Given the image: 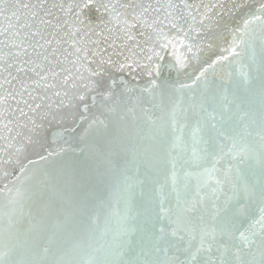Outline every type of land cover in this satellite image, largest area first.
Wrapping results in <instances>:
<instances>
[{
	"label": "snow or ice",
	"instance_id": "6c2138e0",
	"mask_svg": "<svg viewBox=\"0 0 264 264\" xmlns=\"http://www.w3.org/2000/svg\"><path fill=\"white\" fill-rule=\"evenodd\" d=\"M232 3L235 10L245 7L244 0H232ZM218 8L223 9L220 0L210 5L202 2L190 4L187 0H54L51 5L48 0H0V141L7 139L6 145L0 144V175L7 177L9 173L4 171V166L14 163L18 166V172L13 169V183L21 185L15 188V195L9 201L12 208L7 214L6 225L5 213L0 211V264H140L139 261L124 259L123 250L115 252L112 259L79 258L84 249L85 237L75 235L71 219L74 211L83 209H74L70 204L65 207L67 201L63 197L60 208H55L53 200L58 189L53 188L51 196L46 200L43 199V193L40 194L42 202L38 205L36 216L31 208L25 213L23 185L30 179L29 166L36 163L28 160L26 153L31 148L42 161L62 155L65 148L60 146V141L66 133L75 131V128H65L64 123L71 118V122L76 124L75 113L61 112L65 107L63 99L53 110L51 103H36L38 99L44 100L47 97L35 93L40 89L47 91L62 86L65 89L63 96L68 98L67 107L74 108L72 100H78L83 103L84 112H88V93H96L91 97L92 105L95 106L97 96L104 101L110 100L117 95L116 89L120 85H124V92L133 90L123 76L119 83L115 79V73L125 71L130 74L138 71L149 77L148 87L141 89L142 92L154 93L157 89L163 91L169 88L180 91L202 85L207 93L210 87L209 73L223 80L225 77L221 76L217 68L225 62H231L229 57L236 59L245 54L243 36L238 38L234 33L241 31L247 35L253 23H259L264 33V0H261L257 9L259 16L249 11L245 13L247 18L243 19V28L230 30L233 32L232 40L229 48L224 49L228 55L216 56L211 62L206 61L194 78L189 77L190 84L161 79L165 67L161 62L169 49L175 63L168 67H174L178 72L190 65L188 55L180 49H185L193 60L199 61L200 52L205 47L201 34L213 25L221 27L223 12L217 13L215 10ZM223 28L229 30L228 24L224 23ZM106 32L108 35H105ZM94 36L102 40L92 39ZM208 39L211 40V37ZM101 42L105 47H99ZM4 47L10 49L7 56L3 52ZM212 47L211 43L207 44V48ZM252 59L255 60L254 49ZM13 70L16 75H13ZM260 70L264 72V39L260 50ZM226 76L230 78L231 73ZM5 85L8 91H5ZM69 87L75 90V95L70 98L67 91ZM61 94V91L53 93L56 97ZM260 97L258 151L243 137L238 142L234 136H227L223 132L218 133L223 137L219 143L211 137L202 140L204 147L199 154L193 148V156L198 160L205 163L211 161V167L203 170L207 176L204 185L214 180L215 186L211 187L213 195L223 192L225 187L230 188L231 195L227 196L222 207L213 201L210 226L204 223L202 214L188 218V224L192 225L190 232L195 233L197 225L200 231L199 246L194 253H190L191 264H216L212 256L213 249L220 255L219 264H264V82L261 84ZM212 100L214 97L204 96L199 106L203 114L200 120L205 115L215 120L214 111L209 112L206 107ZM9 101L14 102L16 107L9 106L8 111L13 116L19 112L15 124L12 119L4 122L5 104ZM107 111L114 113L116 109L111 107ZM79 119L84 121L87 117L81 115ZM200 120H197V127L193 131L194 137L202 132ZM45 122L57 124L58 130L52 131L51 139L45 130ZM94 127L107 129L108 124L100 117H93L84 129L85 135ZM210 127L215 129V123ZM4 129H7V138ZM21 129H26L27 135ZM14 131L15 136L12 135ZM112 139L122 146L126 154L130 153L135 161L140 155V145L145 137L139 131L132 133L127 127L117 124ZM224 141L231 143L226 145ZM5 155L7 160L4 159ZM225 157H231L227 167L217 168ZM24 160H27V164ZM253 165H258L260 169L258 196L255 185L249 182L244 173L245 168ZM8 191L12 195L13 189L9 188ZM197 196L199 198L192 205L185 202L186 206L180 211L195 212L197 206L205 200L204 196L199 195V189ZM179 205L178 198V209ZM161 211H166L163 204ZM53 215L56 219L51 224L52 234L47 236V244L41 249L39 241L48 231L47 219ZM61 215L63 220L60 219ZM25 216L28 217V227L22 233L20 224ZM177 220H180L179 213ZM169 222H172L170 216ZM56 230L64 233L65 239L57 245L55 251H51V245L56 240ZM159 233V240L162 241L165 235L163 226L159 228ZM21 235L31 237V240L21 241ZM172 235H176L175 228ZM192 239H196L195 235H192ZM156 251L160 252L161 249L157 247ZM202 252L209 254L206 261L197 259V254Z\"/></svg>",
	"mask_w": 264,
	"mask_h": 264
},
{
	"label": "water",
	"instance_id": "95a60500",
	"mask_svg": "<svg viewBox=\"0 0 264 264\" xmlns=\"http://www.w3.org/2000/svg\"><path fill=\"white\" fill-rule=\"evenodd\" d=\"M53 2L54 0H48L49 5ZM201 2L210 5L217 0H187L190 4ZM260 2L261 0H244L245 7L242 10H235L232 0H220L223 9L218 8L215 11L223 12L221 27L213 25L210 30L201 34L205 47L200 52L199 61L193 60L185 49H180L188 55L190 65L178 72L176 68L168 67L169 64L175 63L169 49L164 61L161 62L165 65L161 79H168L169 82L178 84H190L189 77L194 78L206 61L211 62L216 56L228 55L224 49L229 48L232 40L233 32L230 30L242 29L243 19L247 18L245 13L249 11L259 16L257 9L260 7ZM224 23L228 24L229 30H224ZM234 34L238 38L243 36L245 54L236 59L229 57L231 62H225L217 68L221 76L225 77L223 80L209 73L210 87L207 93L204 92L202 85L180 91L169 88L163 91L157 89L154 93L142 92L141 89L148 87L149 77L141 75L138 71L131 74L125 71L115 73V79L119 83L120 77L123 76L133 90L124 92V85H120L116 89L117 95L110 100L104 101L97 96L95 106L92 105L91 97L96 93H88L86 103L89 105V111L84 112L83 103L78 100H72L74 108L67 107L68 98L63 96L65 89L62 86L47 91L38 90L35 94L47 99H38L36 103L44 105L51 103L55 110V106L63 99L65 107L61 112L75 113L76 124L71 122V118L64 123L65 128H75V131L66 133L60 141V146L65 148L62 155L42 161L31 148L26 153L28 160L36 163L29 166L30 179L23 185L25 213L31 208L33 215L36 216L38 205L42 202L40 194L43 193V199L46 200L55 188L59 190L53 200L55 208H60L63 197L64 201H67L64 203L65 207L70 204L74 209H83V211H74L71 219L75 235L85 237L84 249L79 258L112 259L115 252L123 250L124 259L139 261L140 264H144L145 261L148 264L154 262L181 264L184 261L191 264L190 253H194L199 246L200 231L197 225L196 232H190L192 225L188 224V218L202 214L204 223L210 226L213 201L222 207L227 196L231 195L229 187L213 195L211 187L215 186L214 180H209L208 185H204L207 176L203 174V170L211 167V161L205 163L198 160L193 156V148L199 154L204 147L202 140H209L211 137L219 143L223 137L218 133L223 132L227 136H234L238 142L243 137L246 142L255 146L257 151L259 150L260 89L264 82V72L260 70V50L264 33L259 23H253L247 35L241 31H236ZM105 35L108 33L106 32ZM208 37H211V40ZM92 39L102 40L95 36ZM208 43L213 45L211 49L207 48ZM99 47L103 48L105 44L101 42ZM253 49L255 60L252 59ZM9 51L8 47L3 48L5 56ZM227 73H231L230 78L226 76ZM13 75H16L14 70ZM8 90V86L5 85V91ZM55 91H61V96H54ZM67 91L69 98L75 95V90L70 87ZM205 95L214 97L206 107L209 112L214 111L215 120L208 119L206 115L200 120L203 114L199 106ZM9 106L16 107L11 101L5 104L4 122L7 123V119H12L15 124L19 112L13 116L8 111ZM111 107H115L114 113L107 111V108ZM81 115L87 117V120L81 121L79 119ZM93 117L104 119L108 128L94 127L85 135L84 129L88 127V122ZM197 120H200L199 126L202 132L194 137L193 131L197 127ZM213 123L216 125L215 129L210 127ZM117 124L127 127L132 133L139 131L145 137L143 144L140 145V155L135 161L130 153L126 154L122 146L112 139ZM45 130L51 139L52 131L58 130L57 124L45 122ZM21 131L27 135L26 129ZM4 135L7 138V129H4ZM12 135L15 136V131ZM224 143L230 145L231 141ZM0 144L6 145L7 139L0 141ZM4 159L7 160V155ZM229 161L231 157H225L217 168H226ZM24 163L27 164V160H24ZM14 168L18 172L17 165L6 164L4 171L9 175L7 177L0 175V190H3L0 193V211L5 213V225L7 214L12 208L9 201L15 195V188L21 187L18 183H13ZM244 173L249 182L255 185L258 196L259 166L245 168ZM9 188L13 189L12 195L9 194ZM198 189L199 195L205 197L203 203L197 206L195 212L180 211L186 206L185 202L192 205L199 198ZM161 204L165 212L161 211ZM178 213L180 220H177ZM55 219V215L47 219L48 231L38 245L41 249L47 244V236L52 234L51 224ZM60 219L63 220L64 217L61 215ZM161 226L165 228L162 241L159 240ZM27 227L28 217L25 216L21 220V232L23 233ZM174 228L175 236L172 235ZM192 235H195V240L192 239ZM25 239L31 240V237L26 238L21 235V241ZM64 239L65 234L56 230V240L51 245V251H55L57 245ZM157 247L161 249L160 252L156 251ZM208 256L209 254L202 252L197 254V259L206 261ZM212 256L216 264H219L220 255L215 253V249Z\"/></svg>",
	"mask_w": 264,
	"mask_h": 264
}]
</instances>
